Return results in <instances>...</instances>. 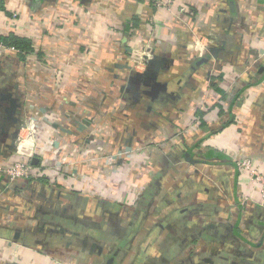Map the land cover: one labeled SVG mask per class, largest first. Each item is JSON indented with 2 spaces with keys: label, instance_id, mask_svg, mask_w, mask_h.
<instances>
[{
  "label": "crops",
  "instance_id": "obj_1",
  "mask_svg": "<svg viewBox=\"0 0 264 264\" xmlns=\"http://www.w3.org/2000/svg\"><path fill=\"white\" fill-rule=\"evenodd\" d=\"M12 34L35 52L0 50V126L12 95L47 177L10 191L50 194L23 223L0 218V264H264V204L235 165L264 175V0H6ZM210 35L225 49L198 56ZM141 47L162 66L156 91L134 76ZM74 219L91 227L69 234Z\"/></svg>",
  "mask_w": 264,
  "mask_h": 264
},
{
  "label": "built area",
  "instance_id": "obj_2",
  "mask_svg": "<svg viewBox=\"0 0 264 264\" xmlns=\"http://www.w3.org/2000/svg\"><path fill=\"white\" fill-rule=\"evenodd\" d=\"M6 0H0V15L2 13V4ZM161 5V2H159ZM182 11H185L183 9ZM218 43L216 37L210 35L208 37H196L192 49L198 56L203 57L212 47H222ZM0 50L6 54H19V50L15 47L7 46L0 42ZM131 63L132 68L137 72L144 71L153 54L148 47L133 48ZM23 123L20 128V133L16 141V148L13 152L15 160L9 164H2L0 159V175L8 179L12 185L17 181L35 183L39 179L46 178L47 175L42 168H34L32 161L36 158L37 137L39 127L36 120L32 117L22 118ZM235 165L239 172L246 175L250 183H253L260 192L262 203L264 204V175H262L252 164L251 161L245 159H237ZM248 201V198L243 199Z\"/></svg>",
  "mask_w": 264,
  "mask_h": 264
},
{
  "label": "water",
  "instance_id": "obj_3",
  "mask_svg": "<svg viewBox=\"0 0 264 264\" xmlns=\"http://www.w3.org/2000/svg\"><path fill=\"white\" fill-rule=\"evenodd\" d=\"M231 4L233 2L231 1ZM226 45V43L224 44ZM225 49V46H222L220 48H215L212 47L210 48V53H215L221 52L222 50ZM207 59H203V62H207ZM161 64L159 63V59L156 56H153L152 59L148 62L147 67L145 68V71L143 73L136 72L134 73V76L139 80V81H154L155 85H153V91H156L163 85H160L157 82L158 74H159V69H160ZM141 79V80H140ZM165 86V85H164ZM4 102H8L9 106L4 108L3 113H5L4 120L1 121V126H0V147L1 146H6L9 150L14 151L16 148V141L20 133V128L23 123V119L19 115V110L21 109V105L18 103V101L13 98L12 95H7L3 97ZM0 108H2L0 106ZM17 125V129L15 130V133L13 135H8V131L10 130L9 127ZM8 135L9 138H11V142H4L3 137ZM37 161L34 160V163ZM106 264H114V258H110Z\"/></svg>",
  "mask_w": 264,
  "mask_h": 264
},
{
  "label": "rangeland",
  "instance_id": "obj_4",
  "mask_svg": "<svg viewBox=\"0 0 264 264\" xmlns=\"http://www.w3.org/2000/svg\"><path fill=\"white\" fill-rule=\"evenodd\" d=\"M200 183L202 181H199ZM5 184V183H4ZM208 184V183H207ZM7 186V189H9L10 187H13V185L10 184H5ZM212 185L211 183L209 184V186ZM208 186V185H207ZM214 185H212L213 187ZM1 190L0 189V201H2L3 203H5L6 205H9V209L10 211H13L15 214L19 215V216H15L13 213H10L9 210L7 211H2L0 212V218L7 220L10 219L12 221H15L16 223H23L24 219L22 216L23 215L22 212H24L26 214V211H32L36 209V206L38 207V204L41 205L39 203L40 200H38L36 198V195H34V197L32 195L31 191H18V195L17 197L13 196L15 192L10 191L13 189H9V190ZM40 207V206H39ZM90 211L89 214H91V216L93 217V219H99L101 218L102 215V210L99 208H94V207H90ZM21 213V215H20ZM107 218H109L107 216Z\"/></svg>",
  "mask_w": 264,
  "mask_h": 264
},
{
  "label": "flooded vegetation",
  "instance_id": "obj_5",
  "mask_svg": "<svg viewBox=\"0 0 264 264\" xmlns=\"http://www.w3.org/2000/svg\"><path fill=\"white\" fill-rule=\"evenodd\" d=\"M42 187L43 186H40L39 187L38 185H33V186H30L28 188V190H30L32 192V195H36V197H42V198L44 197L43 199L44 200H47L46 199L47 198L46 196L49 195L50 193L49 194H46V196H45V190ZM16 188H22V186H13L12 189L13 190H16ZM51 195L53 196V194H51ZM42 207H44V206H42ZM41 213H42V210H41ZM87 227H91V225H88L86 223L82 224L77 219H74L73 223L70 225L71 233L70 232H68V233L74 235V234H76V231L75 230H77V231H79V230H86L85 228H87ZM58 230L59 229H57V231H54L53 233H51L52 234V238L54 240H59V238H61V240H63V242H67L68 240H70L69 242H72V241H74L76 239V238L72 239L71 236H66V235H69L68 233H65L66 235L65 234H62V233H59Z\"/></svg>",
  "mask_w": 264,
  "mask_h": 264
},
{
  "label": "trees",
  "instance_id": "obj_6",
  "mask_svg": "<svg viewBox=\"0 0 264 264\" xmlns=\"http://www.w3.org/2000/svg\"><path fill=\"white\" fill-rule=\"evenodd\" d=\"M0 41L3 42L7 46L15 47L19 50V54L22 58H25L27 55H30L34 53L33 45L31 41L28 38H22L18 37L16 35H10L9 37H1ZM209 156H215L219 159H224L226 156H224L222 153L219 152H209Z\"/></svg>",
  "mask_w": 264,
  "mask_h": 264
}]
</instances>
